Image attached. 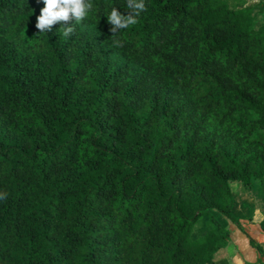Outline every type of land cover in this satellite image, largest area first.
I'll return each mask as SVG.
<instances>
[{"label":"trees","instance_id":"16d2710c","mask_svg":"<svg viewBox=\"0 0 264 264\" xmlns=\"http://www.w3.org/2000/svg\"><path fill=\"white\" fill-rule=\"evenodd\" d=\"M91 2L40 33L43 0H0V264L215 263L231 184L264 188V5L145 0L113 34L124 0Z\"/></svg>","mask_w":264,"mask_h":264},{"label":"rangeland","instance_id":"374dc122","mask_svg":"<svg viewBox=\"0 0 264 264\" xmlns=\"http://www.w3.org/2000/svg\"><path fill=\"white\" fill-rule=\"evenodd\" d=\"M244 1L247 5H264V0ZM229 2L232 3L233 0H229ZM231 190L233 194V211L241 225L240 232H246V226L256 224L250 226L247 233L254 241L264 244V233L261 231V227H259V225L264 227V188L255 186L244 189L238 183H232ZM214 215L218 218L223 227L227 229L229 240L225 247L219 251L221 255L220 259L213 264H244L252 257L258 256L257 250L248 244V238L243 234H238L235 237L236 246L230 238L231 234L238 231L234 227V224L217 214ZM206 226L207 219L204 218L200 220L197 224V232L198 230L203 232L206 230Z\"/></svg>","mask_w":264,"mask_h":264},{"label":"clouds","instance_id":"9594fccd","mask_svg":"<svg viewBox=\"0 0 264 264\" xmlns=\"http://www.w3.org/2000/svg\"><path fill=\"white\" fill-rule=\"evenodd\" d=\"M123 7L129 14L122 15L116 8L110 7L105 16L113 34L135 24L145 11L146 3L145 0H124ZM92 10L91 0H43V7L36 17L35 27L40 30V33H46L55 23L67 22L70 19L74 21V24L79 23L88 18ZM74 24L63 27L65 36L73 31Z\"/></svg>","mask_w":264,"mask_h":264},{"label":"crops","instance_id":"0c3cea01","mask_svg":"<svg viewBox=\"0 0 264 264\" xmlns=\"http://www.w3.org/2000/svg\"><path fill=\"white\" fill-rule=\"evenodd\" d=\"M242 209V208H241ZM242 210H244V209H242ZM252 225H256V224H252ZM251 224L250 225H248V226H246V232H240V230H241V225L239 224V226H235L234 225V227L238 230V231H236V232H234V234H231V236H230V238H231V240H232V242L236 245V243H235V237L238 235V234H243V235H245L247 238H248V244L250 245V243H249V241L250 240H252L257 246H259L260 247V250H257L256 248H254V247H252L251 245V247L252 248H254L255 250H257V253H258V256H256V257H252L249 261H246L245 259V263L244 264H264V244H261V243H259V242H256V241H254L249 235H248V233H247V231H248V228H250V226H252ZM259 227H261V225H259ZM261 229V231L264 233V230L262 229V228H260ZM237 246V245H236ZM211 264H213V263H211Z\"/></svg>","mask_w":264,"mask_h":264}]
</instances>
